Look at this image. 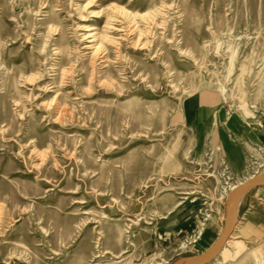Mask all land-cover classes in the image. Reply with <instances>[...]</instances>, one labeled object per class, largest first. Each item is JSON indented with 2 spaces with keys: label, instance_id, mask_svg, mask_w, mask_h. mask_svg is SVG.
Instances as JSON below:
<instances>
[{
  "label": "rangeland",
  "instance_id": "rangeland-1",
  "mask_svg": "<svg viewBox=\"0 0 264 264\" xmlns=\"http://www.w3.org/2000/svg\"><path fill=\"white\" fill-rule=\"evenodd\" d=\"M199 98L264 121V0H0V264L197 255L152 226L234 186L185 122ZM231 239L207 264H264V234Z\"/></svg>",
  "mask_w": 264,
  "mask_h": 264
},
{
  "label": "crops",
  "instance_id": "crops-1",
  "mask_svg": "<svg viewBox=\"0 0 264 264\" xmlns=\"http://www.w3.org/2000/svg\"><path fill=\"white\" fill-rule=\"evenodd\" d=\"M184 118L203 140H210V143L212 141L218 145L227 176L234 180V186L229 189L224 199L209 200L194 196L181 201L165 215L157 218L152 229L155 234L162 235L164 243L169 244L195 235L196 240L191 247L201 254L223 232L229 217V192L253 176H246L249 152L251 148L264 150V121L259 126L257 121L246 120L212 102H203L200 98L185 108ZM237 213L238 222L219 255L227 257L231 253V246L240 244L239 241H232L234 235L258 239L264 234V186H255L244 193L239 199ZM205 214L208 217L207 222L201 220ZM182 262L183 260L180 264Z\"/></svg>",
  "mask_w": 264,
  "mask_h": 264
},
{
  "label": "water",
  "instance_id": "water-1",
  "mask_svg": "<svg viewBox=\"0 0 264 264\" xmlns=\"http://www.w3.org/2000/svg\"><path fill=\"white\" fill-rule=\"evenodd\" d=\"M255 186H264V174H257V175L251 176L247 180L241 182L239 185H236L229 192L227 196L229 217L225 224L223 232L216 239V241L204 252H202L201 254L189 257V258H184L188 260L186 264H207L219 255V253L225 246V243L227 242V240L233 233L234 228L238 222L237 207H238L239 199L244 193H246L248 190H250L251 188Z\"/></svg>",
  "mask_w": 264,
  "mask_h": 264
},
{
  "label": "built area",
  "instance_id": "built-area-1",
  "mask_svg": "<svg viewBox=\"0 0 264 264\" xmlns=\"http://www.w3.org/2000/svg\"><path fill=\"white\" fill-rule=\"evenodd\" d=\"M262 124H263V121L259 120V121H258V125H259V126H262ZM159 238H162V235H161V234L159 235ZM195 240H196V239L194 238V241H195ZM194 241H193V242H194Z\"/></svg>",
  "mask_w": 264,
  "mask_h": 264
},
{
  "label": "bare ground",
  "instance_id": "bare-ground-1",
  "mask_svg": "<svg viewBox=\"0 0 264 264\" xmlns=\"http://www.w3.org/2000/svg\"><path fill=\"white\" fill-rule=\"evenodd\" d=\"M180 262L178 264H180ZM187 262H188V260L187 259H184L183 262H182V264H186Z\"/></svg>",
  "mask_w": 264,
  "mask_h": 264
}]
</instances>
